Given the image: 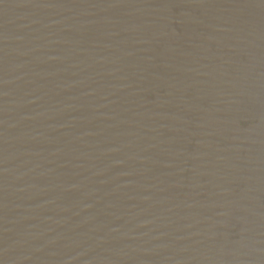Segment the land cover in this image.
Here are the masks:
<instances>
[{
    "label": "water",
    "instance_id": "1",
    "mask_svg": "<svg viewBox=\"0 0 264 264\" xmlns=\"http://www.w3.org/2000/svg\"><path fill=\"white\" fill-rule=\"evenodd\" d=\"M0 264H264V0H0Z\"/></svg>",
    "mask_w": 264,
    "mask_h": 264
}]
</instances>
